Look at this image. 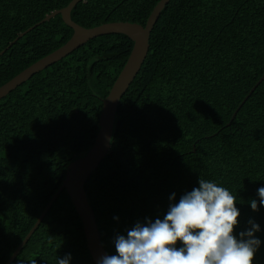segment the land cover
I'll return each instance as SVG.
<instances>
[{
	"label": "trees",
	"instance_id": "trees-1",
	"mask_svg": "<svg viewBox=\"0 0 264 264\" xmlns=\"http://www.w3.org/2000/svg\"><path fill=\"white\" fill-rule=\"evenodd\" d=\"M69 1L0 0V50ZM158 1L80 0L71 19L83 27L144 25ZM72 33L60 14L26 31L0 55V86ZM149 39L118 103L110 149L84 184L103 247L115 255L117 236L138 222L163 220L170 204L204 179L236 197L238 240L249 221L259 226L252 264H264V80L256 85L264 71V0H169ZM132 46L123 33L96 36L0 98V264L73 156L94 141L102 99ZM65 254L69 264H95L63 189L10 264H57Z\"/></svg>",
	"mask_w": 264,
	"mask_h": 264
},
{
	"label": "clouds",
	"instance_id": "clouds-1",
	"mask_svg": "<svg viewBox=\"0 0 264 264\" xmlns=\"http://www.w3.org/2000/svg\"><path fill=\"white\" fill-rule=\"evenodd\" d=\"M198 183L178 203L170 204L163 220L138 222L126 236H117L116 254L101 257L98 264H252L261 243L254 237L259 226L249 221L251 228L238 240L233 235L240 215L236 197L215 182L199 179ZM258 196L264 206V187ZM251 208L257 209L255 200ZM70 259L65 254L57 264H69Z\"/></svg>",
	"mask_w": 264,
	"mask_h": 264
},
{
	"label": "water",
	"instance_id": "water-1",
	"mask_svg": "<svg viewBox=\"0 0 264 264\" xmlns=\"http://www.w3.org/2000/svg\"><path fill=\"white\" fill-rule=\"evenodd\" d=\"M79 1L80 0H70L66 6L47 13L33 25L35 26L41 22L49 20L57 14H60L63 22L72 28L73 33L63 45L36 60L10 80L2 84L0 86V98L4 97L11 90L29 79L33 74L62 59L67 54L84 44L86 41L96 36L110 33H123L132 40L133 46L123 67L119 71L115 81L109 89V92L102 99V106L98 118V131L94 141L91 144L84 146L73 156L67 165L65 177L62 180V183L52 195L35 223L12 252L5 264H10L12 262L63 189L66 190L70 201L80 218L86 246L94 263L98 264L101 257L108 255L101 243L94 210L87 198L84 184L90 174L96 170L99 163L110 149L111 140L116 129L115 113L118 103L131 82L136 77L137 73L140 71V68L148 53L151 30L154 27L161 11L169 0H159L157 2L152 8L144 25L132 21H112L93 27H83L71 19V10ZM33 26H30L25 31L19 33L12 41L9 42L6 47L0 50V55ZM262 80H264V71L256 82V85ZM254 87L255 86L251 88L250 92L254 89ZM246 97L247 95L245 98ZM238 108L239 106L232 114L231 119L236 114Z\"/></svg>",
	"mask_w": 264,
	"mask_h": 264
}]
</instances>
